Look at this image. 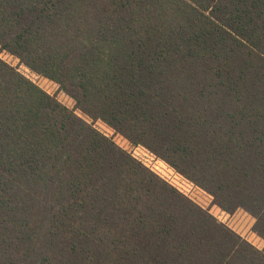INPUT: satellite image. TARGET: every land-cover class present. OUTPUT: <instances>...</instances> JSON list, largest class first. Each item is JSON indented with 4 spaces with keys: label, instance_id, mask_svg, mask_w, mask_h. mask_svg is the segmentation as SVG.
Here are the masks:
<instances>
[{
    "label": "trees",
    "instance_id": "trees-1",
    "mask_svg": "<svg viewBox=\"0 0 264 264\" xmlns=\"http://www.w3.org/2000/svg\"><path fill=\"white\" fill-rule=\"evenodd\" d=\"M0 47L264 240V0H0ZM0 264L264 251L0 58Z\"/></svg>",
    "mask_w": 264,
    "mask_h": 264
},
{
    "label": "rangeland",
    "instance_id": "rangeland-1",
    "mask_svg": "<svg viewBox=\"0 0 264 264\" xmlns=\"http://www.w3.org/2000/svg\"><path fill=\"white\" fill-rule=\"evenodd\" d=\"M0 58L13 66L17 71L30 79L40 88L44 89L48 94L54 96L60 103L72 110L76 115L87 121L95 129L116 140L126 150H130L132 155L140 160L147 168L156 173L161 179L173 186L177 191L190 199L192 202L212 213L219 222L227 225L230 229L238 233L241 237L253 244L258 249L264 251V240L253 231L255 218L243 208H236L233 212L220 210L213 204L212 196L199 188L184 176L178 174L174 168L169 166L161 158L153 156L150 152L141 146L130 148V144L119 137L105 122L101 120H93L82 111L75 107L74 99L62 90L59 84L51 79H47L23 64L18 57L3 50L0 47ZM158 169H157V168Z\"/></svg>",
    "mask_w": 264,
    "mask_h": 264
},
{
    "label": "built area",
    "instance_id": "built-area-1",
    "mask_svg": "<svg viewBox=\"0 0 264 264\" xmlns=\"http://www.w3.org/2000/svg\"><path fill=\"white\" fill-rule=\"evenodd\" d=\"M157 168V167H156ZM158 169V168H157Z\"/></svg>",
    "mask_w": 264,
    "mask_h": 264
}]
</instances>
